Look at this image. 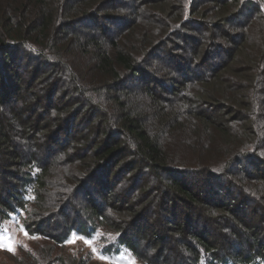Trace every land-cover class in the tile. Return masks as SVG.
<instances>
[{
  "label": "trees",
  "instance_id": "trees-1",
  "mask_svg": "<svg viewBox=\"0 0 264 264\" xmlns=\"http://www.w3.org/2000/svg\"><path fill=\"white\" fill-rule=\"evenodd\" d=\"M20 212L42 241L1 264H94L73 234L264 264V0H0V228Z\"/></svg>",
  "mask_w": 264,
  "mask_h": 264
},
{
  "label": "rangeland",
  "instance_id": "rangeland-1",
  "mask_svg": "<svg viewBox=\"0 0 264 264\" xmlns=\"http://www.w3.org/2000/svg\"><path fill=\"white\" fill-rule=\"evenodd\" d=\"M59 144H63L61 147L53 149L52 153L50 155H52V157L56 160H61L63 157L66 156V150L64 149L67 146V142L63 143V142H59ZM29 145H32V140L30 138L27 139V142H22V148L23 146L28 147ZM71 148H83V146H78L76 144H73L71 146H68L67 149H71ZM67 165V164H66ZM59 181H57L56 183H58ZM113 196V195H112ZM81 199L82 196H81ZM87 201H83V204H86ZM77 205V204H76ZM138 208L140 206H137ZM73 208H76V206H74ZM59 212V211H57ZM70 211L69 210H64L63 212H59L58 215H56V218L60 221H69L71 219L74 218V215L69 216ZM25 215L23 214V212H20V214H13L10 215L8 218L3 219L2 223H1V228H0V236H3L5 238V240H7V238L11 237L12 240L14 241L13 243V248L14 250L10 251L8 249V247H3L0 246V264L1 263H11L12 262V256L15 255H19L21 251L24 250H32V248L34 246L37 245V242H41L42 241V237L43 235H39L37 233H34L32 231H28L25 226L23 225V217ZM50 216V215H49ZM44 221V226L42 227L40 224V221L35 223L34 225H31L32 228H39V229H43L45 228V232H49V231H53L52 229L55 228V223L50 221V218ZM37 219V218H36ZM142 222L137 223V225H141ZM104 225L101 226L103 228H107L108 226L106 223H103ZM23 226L24 229L27 230L28 235L25 236L24 232L21 231V227ZM130 227V228H129ZM136 227V226H135ZM128 228V229H127ZM127 229V230H126ZM124 231L127 232V234L132 237H134V228L131 226H127L124 229ZM137 238H138V242L144 243V249L143 252L146 253V255H153L155 252V248H154V244L150 243V242H146V239L150 236V232L149 230H142L140 233L136 234ZM73 235L70 236V238L68 239V241L72 238ZM240 236H242V239L246 237L245 234L241 233ZM80 237V236H79ZM261 237V236H260ZM263 244H264V236L261 237ZM66 242L64 244V246L66 247V250L63 253H71V254H87L91 257V261H93V263L95 264H128V261L130 259H134L135 264H145L143 260H140L138 257H135L133 255V253H131L130 251L124 249L122 252H120L117 255H110V256H105L108 259L107 260H102L99 258V256L101 254H99L98 252L94 253L92 251V247H90L89 245H87L84 240L82 239H76L75 242L73 243H69ZM94 242V241H93ZM93 246L95 247V242L93 243ZM97 248V247H95ZM167 249V248H166ZM164 249L162 252L163 253H167L168 249L166 250ZM142 253V252H141ZM104 256V255H103Z\"/></svg>",
  "mask_w": 264,
  "mask_h": 264
},
{
  "label": "snow or ice",
  "instance_id": "snow-or-ice-1",
  "mask_svg": "<svg viewBox=\"0 0 264 264\" xmlns=\"http://www.w3.org/2000/svg\"><path fill=\"white\" fill-rule=\"evenodd\" d=\"M21 231L24 232L25 236L28 235L27 230L24 229L23 226L21 227ZM76 239H82V240H84V242H85L87 245H89L90 247H92V251H93L94 253L97 252V249L93 246V243H94V242H93L91 239L87 238V237H79V236H77L76 234H73L72 238H71L68 242H69V243H73V242H75ZM13 243H14V241L12 240L11 237H9V238H7V240H5V238H4L3 236H0V246L8 247V249H9L10 251H12V250H14V248H13V246H12ZM99 258L102 259V260H107V259H108L107 257H105V256H103V255H100ZM128 264H135L134 259H130V260L128 261Z\"/></svg>",
  "mask_w": 264,
  "mask_h": 264
}]
</instances>
